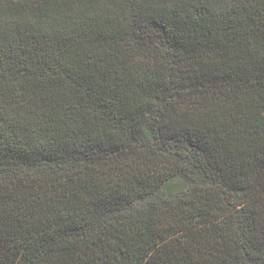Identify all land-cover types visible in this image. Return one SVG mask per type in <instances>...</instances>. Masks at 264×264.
<instances>
[{
  "label": "trees",
  "instance_id": "trees-1",
  "mask_svg": "<svg viewBox=\"0 0 264 264\" xmlns=\"http://www.w3.org/2000/svg\"><path fill=\"white\" fill-rule=\"evenodd\" d=\"M208 13L0 0V264H264V0Z\"/></svg>",
  "mask_w": 264,
  "mask_h": 264
},
{
  "label": "snow or ice",
  "instance_id": "snow-or-ice-1",
  "mask_svg": "<svg viewBox=\"0 0 264 264\" xmlns=\"http://www.w3.org/2000/svg\"><path fill=\"white\" fill-rule=\"evenodd\" d=\"M58 2H65V0H58ZM73 3L87 2V0H72ZM192 2L197 3V6L201 9V15L208 13V10L213 2V0H192ZM210 14V13H208Z\"/></svg>",
  "mask_w": 264,
  "mask_h": 264
}]
</instances>
